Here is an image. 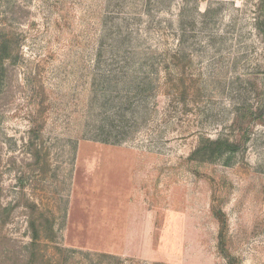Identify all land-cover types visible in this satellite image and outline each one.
I'll return each instance as SVG.
<instances>
[{"label":"rangeland","instance_id":"rangeland-1","mask_svg":"<svg viewBox=\"0 0 264 264\" xmlns=\"http://www.w3.org/2000/svg\"><path fill=\"white\" fill-rule=\"evenodd\" d=\"M0 29V264H264L261 0H0Z\"/></svg>","mask_w":264,"mask_h":264},{"label":"trees","instance_id":"trees-1","mask_svg":"<svg viewBox=\"0 0 264 264\" xmlns=\"http://www.w3.org/2000/svg\"><path fill=\"white\" fill-rule=\"evenodd\" d=\"M264 4V0H261V5ZM264 34V33H263ZM264 39V35H263ZM10 43L8 41V38L4 35V32L0 29V82L3 78V73H4V63L6 60L9 59V52H10ZM204 152L205 154L208 155V159L214 160L218 159L224 155H230V154H236L239 151H241V145L238 143H233L227 139H216L213 141H209V145L207 147H204ZM201 150H199L200 152ZM219 214L217 215L220 223H221V229L219 233V238H220V249L223 251V253L226 256V246H225V233H226V221L224 220L221 214V212H218ZM30 227L34 228L35 227V222L32 221L30 222ZM38 240V231L34 229V234L32 237V241H37Z\"/></svg>","mask_w":264,"mask_h":264}]
</instances>
